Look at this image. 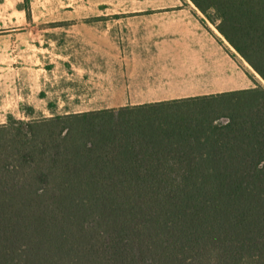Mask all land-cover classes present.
I'll return each instance as SVG.
<instances>
[{"label":"trees","instance_id":"obj_1","mask_svg":"<svg viewBox=\"0 0 264 264\" xmlns=\"http://www.w3.org/2000/svg\"><path fill=\"white\" fill-rule=\"evenodd\" d=\"M191 1L264 81V2ZM0 264H264V86L9 115Z\"/></svg>","mask_w":264,"mask_h":264},{"label":"crops","instance_id":"obj_2","mask_svg":"<svg viewBox=\"0 0 264 264\" xmlns=\"http://www.w3.org/2000/svg\"><path fill=\"white\" fill-rule=\"evenodd\" d=\"M109 5L102 9H116ZM117 8L136 16H78L84 8L75 4L58 26L37 29L47 20L33 3L29 19L24 0H0V123L21 115L22 105L37 110L36 101L71 113L218 93L202 84L205 75L228 72L216 58L253 68L192 1ZM126 39L139 48H121Z\"/></svg>","mask_w":264,"mask_h":264},{"label":"rangeland","instance_id":"obj_3","mask_svg":"<svg viewBox=\"0 0 264 264\" xmlns=\"http://www.w3.org/2000/svg\"><path fill=\"white\" fill-rule=\"evenodd\" d=\"M181 1H191V0H181ZM95 2H108L109 4H104V6H100L101 9L91 10L89 7H93V3ZM264 2V0H261ZM31 3H33L35 7V16L40 19L47 20L46 23L39 24L37 29L50 28L55 27L60 24L59 19L65 17L67 12L75 7V4H82L83 10H79L78 16H91V17H133L136 16L135 13L131 12L128 9H121L117 7H121V5H131L134 6L137 3H143V0H29V5L31 9ZM25 5V0H24ZM116 7V9L104 10L102 7ZM264 5V4H263ZM95 7V6H94ZM209 15L212 18H216L217 12L214 9L209 10ZM32 16V15H31ZM218 22V20H217ZM43 33V32H42ZM45 44V41H43ZM126 49L139 48L138 43L130 42L128 39L125 40ZM147 48H150L148 45ZM217 64H222L228 70L227 73L224 74H213V75H205L202 84L203 91L205 92H220L226 91V89H240L253 87L257 84L264 86L263 78L251 67L246 64H242L241 62L236 60V64L234 63V59L227 57L222 59H215ZM202 95V94H201ZM204 95V94H203ZM196 96V95H190ZM188 97V96H187ZM48 101H36L37 110L32 114L27 113L28 106H21V115H13L19 119H32V118H41L52 116L54 113L61 114V110L63 107H60L57 103H49ZM52 110L48 112V110ZM47 111V112H43ZM23 114L25 117H23ZM12 115V114H9ZM8 115V116H9ZM8 119V117H7ZM6 119V121H7ZM5 121V122H6ZM4 123V122H3Z\"/></svg>","mask_w":264,"mask_h":264}]
</instances>
